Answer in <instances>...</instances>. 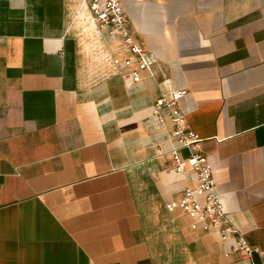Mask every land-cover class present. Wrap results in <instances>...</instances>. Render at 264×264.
<instances>
[{"label":"crops","instance_id":"crops-1","mask_svg":"<svg viewBox=\"0 0 264 264\" xmlns=\"http://www.w3.org/2000/svg\"><path fill=\"white\" fill-rule=\"evenodd\" d=\"M120 1L147 68L92 0H0V264H264V0ZM177 88L250 260L166 207L204 200L152 113Z\"/></svg>","mask_w":264,"mask_h":264},{"label":"built area","instance_id":"built-area-1","mask_svg":"<svg viewBox=\"0 0 264 264\" xmlns=\"http://www.w3.org/2000/svg\"><path fill=\"white\" fill-rule=\"evenodd\" d=\"M93 14L100 29H107L110 34H119L124 44L136 55L140 68H147L148 61L144 48L135 44L126 27L127 15L120 0H92ZM129 63V60H125ZM134 80L139 76L136 71L130 74ZM187 95L186 88H177L162 92L152 103V113L159 122L168 119L171 123L169 136L178 144L177 149H185L190 169L198 180L197 192L202 194L204 200L200 202L191 190H185L178 201L166 203L167 208L179 206L183 212L196 215V220L202 223L204 230H216L222 240L233 236L236 247L240 250L242 258L250 260L253 247L250 246L239 229L226 217L223 204L216 192L213 172L205 154L197 148L201 140L199 135L192 130L187 121L181 100ZM176 148L172 150V161L175 171L182 172V158ZM252 264V263H250Z\"/></svg>","mask_w":264,"mask_h":264}]
</instances>
